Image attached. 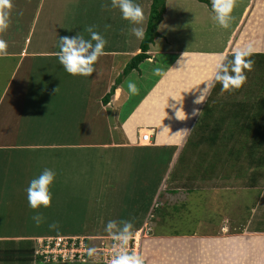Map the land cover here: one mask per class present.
Masks as SVG:
<instances>
[{"label": "crops", "instance_id": "1", "mask_svg": "<svg viewBox=\"0 0 264 264\" xmlns=\"http://www.w3.org/2000/svg\"><path fill=\"white\" fill-rule=\"evenodd\" d=\"M209 1L166 0L163 19L158 26L160 36L150 46L149 58L125 74L124 70L132 58L141 53L142 39L129 34V21L121 17L118 8L111 7V0H13L8 28L0 33V38L8 45V55L0 58V88L4 87L0 95V133L8 124V129L17 135H6L5 140H0V156L7 157L11 149L24 150V156L18 157L16 162L9 160L16 166L15 181L28 183L43 169L49 168L60 181L69 185L71 177L78 181V177L90 172L73 163L72 158L76 155L88 157L83 162L84 166H89L88 162L93 158L97 169L101 170V161H104L112 172L121 173L127 167L131 168V162L122 159L117 152L123 149H139L149 153L147 157L162 159L166 166L161 168L163 174L154 176L157 170L154 169L151 176L154 181L166 180L201 114H194L193 110L202 111L207 102L212 104L226 99L221 87L214 95L211 94L217 82L212 79V72L219 54L229 59L233 49L246 47H251L252 53H264V0H233L232 19L227 28L216 24ZM135 2L147 17L146 31L152 0ZM89 26H94L93 30L106 39L105 54L95 62L93 74L73 76L64 71L55 55L58 38L79 32L88 38L86 29ZM183 53V60L178 63ZM39 66L45 69V75L36 68ZM34 68L44 75L40 80L44 81V87L36 84L37 87H31L33 92L23 94V82L31 80ZM143 68L145 73L141 72ZM155 69H160V72H155ZM135 73L139 78L129 80ZM128 81L137 85L136 94L128 91ZM204 84L210 85L205 92V101L194 104L198 89ZM111 92L110 99L105 102L106 95ZM182 93L186 114L184 119H179L175 109L168 107V102L175 103L172 97H179ZM215 109L209 113L212 115L211 123L221 117ZM220 121L224 122L221 118ZM145 130L151 134L147 143L141 141ZM113 132L118 135L117 140ZM22 133H36L43 136V140L27 143L21 140ZM103 133L108 134L109 139L100 138ZM69 137L73 142L67 141ZM60 138H66L65 142ZM72 151L75 153L73 156ZM85 181L98 182L102 178L90 176ZM149 189L151 186H143L138 193L128 192L133 200L129 205H137L146 197L154 201L161 193L160 188L157 192H149ZM145 190L148 194L144 196ZM27 208V214L16 220L21 233H0V242H4L0 244V251L7 246H16L17 242L64 235L40 232L38 236L27 233V230L68 228L74 222L69 211L60 219L64 224L57 223L56 228H50L51 220L43 217L42 221L46 219L48 224L37 225L28 217L30 208ZM150 210L156 212L153 206L144 211L148 213ZM225 227L230 230L223 224L221 233L228 234ZM207 233L156 232L143 247L146 264H223V255L235 248L227 245H234L240 241L239 237ZM252 234L260 237L264 233ZM258 236L251 237L253 241L247 243L249 246L244 253L250 255L254 264V260L264 257V236ZM17 253H9L10 256L0 264H22L17 258L14 261L11 258H15ZM244 255L241 264H245ZM28 264L38 263L30 260Z\"/></svg>", "mask_w": 264, "mask_h": 264}, {"label": "rangeland", "instance_id": "2", "mask_svg": "<svg viewBox=\"0 0 264 264\" xmlns=\"http://www.w3.org/2000/svg\"><path fill=\"white\" fill-rule=\"evenodd\" d=\"M36 68L45 75V69H40L41 66ZM145 71L146 70L143 68L141 72L145 73ZM31 74V80L29 82L28 80L23 82V94H25V92H33L31 87H37L36 84H38L39 87H44V81H40L44 79V75L36 71L35 68L32 70ZM136 78H139L138 73L132 75L129 80H135ZM3 88L4 87L0 88V95L2 93L1 89ZM23 105L25 106V104ZM4 127L5 129L2 130L3 133H0L1 141L5 140L6 135H17L11 132L12 130L8 129V124H5ZM143 132H147V130ZM103 134L100 138L109 139L108 134ZM113 136L114 138L116 137V140L118 139V135H115L114 132ZM41 137L43 136L36 133L33 135L28 133L21 134V140L27 143L41 142L43 140ZM40 138L41 140H39ZM45 139L47 140V138ZM59 140L65 142L66 138H60ZM67 141L73 142L70 137ZM190 149L192 151H187L186 154L190 162L191 159H193L192 162L194 161L193 164L195 165L201 156L198 150L203 151L205 148L196 149V146L190 143ZM136 150L123 149L117 151L118 154L122 155V159L131 162V168L127 167V169L123 172L121 171V173L112 172L110 166L104 161H101V170L97 169V162L95 163L94 160H92L93 158L88 162L89 166H84L83 162L87 160L88 157L82 158L76 155L75 158H72L73 163H78L80 169L85 170L86 168V170H90V172L88 173L87 171V175L78 177L79 182L77 179L73 180L71 177L69 185L64 184L62 180L60 181V179L55 176V182L51 187L52 201L50 206H41L39 209H32L29 207L30 211L28 217L30 218L38 213L41 217L51 220L50 223L64 224L63 220L60 219L69 211L72 215L74 208L77 206V216L74 215L73 219L71 217L74 222L69 224L68 228L63 231L62 234L64 235L62 236H66L65 234H67V236L73 238L85 237L89 240V245L96 248L94 254L91 256L92 260L88 263H85L89 260L87 257L84 262L78 261L72 263L69 261L53 262L52 264H102L99 263V259H101V256L105 255L101 251V243L103 240H108L110 238L109 234L104 230L105 225L109 220H115L117 222L122 220V211L134 212L135 215L137 214L138 220H136L134 224L137 225V227L144 225L143 227L145 228L144 223L146 220L148 221L146 230L142 235L140 230L138 232L133 231L134 229L132 230L134 233L133 236L140 237L139 255L141 256H143V247H145V243L150 240V238H154L152 235H156L155 233L161 232V230L166 233L171 232L179 234H192L194 232L204 234L211 232L216 236L225 235L235 236L234 238L239 237L240 241L235 242L234 245H227V247H235L231 248V252H226L225 249L221 250L226 252L223 255V258H225L223 264H241V259L244 253H246L247 246H249L247 243L253 241L251 237L258 236L252 233H264V189L248 190L242 188H221L197 190L194 192L180 190L177 193H172L167 190V181L174 165L168 173L166 172V180L162 182L161 179L154 181L153 175L151 176V174H153L154 169H157L156 172L154 171V176H156V174L162 175L163 172H161V168H166L164 161L162 159H155L154 157H147L149 153H144L142 150L138 151L139 149ZM10 152L11 153H9L7 157L0 156V233L13 235L21 233V229L17 226L19 225V223L16 222L17 218L27 214L28 201L26 186L28 183L23 182V180L16 182L14 176L16 175V166L13 162H16L15 160L18 157L24 156V150L11 149ZM1 153L0 151V155ZM71 155L73 156L75 153L72 151ZM214 158L216 157H213V159ZM10 159L13 162L9 161ZM216 166H219L218 162H216ZM222 166H220L216 175V178L220 179H217L219 181L226 180V174L230 172L228 167H224L223 169ZM129 171L132 172H130L131 175L128 173ZM90 176L95 177V179L101 177L102 181H85ZM145 178L149 180H145ZM143 186H151L149 192H157L160 188L161 193L156 196L157 198L154 201L146 197L139 204L130 206L129 203H133V200L131 199V195H127V193H131V191L138 193ZM146 194H148V191L145 190L143 195L145 196ZM151 206H153L156 212L150 210L147 213L144 211ZM151 214L153 215L152 217H150ZM93 216H97L100 221H94ZM80 217H87V219L83 218L79 220ZM46 219L40 224H48V220ZM167 219H169L170 222ZM89 220L91 221L89 222ZM223 224H226L230 228L229 230L225 227L228 234L221 233V226ZM40 230H42V228L27 230V233L32 232L40 236ZM44 233L49 234L51 232L45 230ZM54 233L55 232H52L51 234L56 235ZM147 233L150 234L144 235ZM207 235L209 234L207 233ZM263 236L264 234H261L260 237ZM241 243H246V245H241ZM107 258L109 262L112 257L107 255ZM143 258L144 264H146L147 261L145 260V256ZM263 258L264 257H259L254 261L256 264H264ZM244 262L245 264H254L249 254L244 255ZM36 263L44 264L43 262L37 261Z\"/></svg>", "mask_w": 264, "mask_h": 264}, {"label": "trees", "instance_id": "3", "mask_svg": "<svg viewBox=\"0 0 264 264\" xmlns=\"http://www.w3.org/2000/svg\"><path fill=\"white\" fill-rule=\"evenodd\" d=\"M200 1L210 2L209 0ZM165 4L166 0H152L147 29L140 43L141 53L132 58L124 70L125 74L136 69L140 63L149 58L150 46L160 36L158 26L163 19ZM247 59H252L254 63L250 71L244 70L246 82L238 89L223 90L226 99L205 104L168 178L169 192L177 193L180 190L194 192L221 188L264 189V53H252ZM220 87L217 81L211 94L218 92ZM111 95L112 92L106 95L105 102H108ZM214 108L221 113L219 121L221 118L224 122L212 121L211 123L212 115L209 113ZM190 143L194 144L196 149L205 148L203 151L198 150L201 156L195 165L194 161L192 162L193 159L190 162L186 154L187 151H192ZM213 157L216 158L213 159ZM216 162L219 163L218 167ZM220 166L223 169L224 167L230 169V172L226 174V180L223 181L216 178ZM76 209L77 206L74 208L72 219L74 215L77 216ZM68 214L71 215L70 212ZM93 217L94 221H100L97 216ZM83 218L87 219V217H80L79 220ZM121 218L131 221L133 231L140 228L134 225L138 220L134 212L122 211ZM65 229L47 228L40 232L44 233L46 230L59 234ZM51 233L49 234L52 235ZM3 243L0 242V244ZM17 243L14 247L7 246L0 251V262L7 259L10 256L9 253L15 252L18 253L15 258L11 256L13 261L16 258L22 264L30 263V260L33 263L38 261L35 255V240Z\"/></svg>", "mask_w": 264, "mask_h": 264}, {"label": "clouds", "instance_id": "4", "mask_svg": "<svg viewBox=\"0 0 264 264\" xmlns=\"http://www.w3.org/2000/svg\"><path fill=\"white\" fill-rule=\"evenodd\" d=\"M233 6V0H211V7L215 14L213 19L216 24L222 28L229 26V21L232 19L231 13ZM12 7L13 0H0V33H3L8 28V14ZM111 7L118 8L121 17L129 21L131 25L128 30L130 35L138 40L144 38V24L146 23L147 17L142 7L135 0H111ZM93 27L89 26L86 29L89 33L88 38L81 32L73 36H60L58 38V50L55 55L59 63L63 66L64 71L73 76L87 77L93 74L95 71V62L105 54L107 41L100 33L94 31ZM7 47V42L3 38H0V58L8 55ZM252 51L251 47L233 49L230 60L224 54H219L215 61L212 79L220 83L222 90L231 91L238 89L246 82L247 77L244 70L247 69L250 71L254 63L252 59H247L252 55ZM184 55L185 53L182 54L178 63H181ZM154 71L160 72V69H155ZM208 87L210 85L204 84L203 87L198 89L199 95L195 96L193 100L194 104H201L205 101V92ZM127 88L131 94H136L138 91L137 85L131 81L127 82ZM183 93L179 97H172L175 103L169 104L168 102V107L175 109V115L179 119H184L186 114L183 110ZM193 112L194 114L201 113L199 109H194ZM55 176L56 173L52 169L45 168L39 175L33 177L28 182L26 193L30 208L39 209L41 206H50L52 201L51 187L55 182ZM42 219L38 213L32 216V220L37 225L41 223ZM143 226H140L135 232L141 231L144 228ZM49 227L56 228L57 225L56 223H51ZM132 228L133 225L128 220L122 219L119 222L115 220L107 221L104 229L105 232L109 234V237H113L115 241H119V244L113 245L114 254L108 264H144L143 256L136 254L134 251H128V241L134 235ZM109 239L105 241L109 242ZM94 252L95 249H88L89 256H92Z\"/></svg>", "mask_w": 264, "mask_h": 264}, {"label": "built area", "instance_id": "5", "mask_svg": "<svg viewBox=\"0 0 264 264\" xmlns=\"http://www.w3.org/2000/svg\"><path fill=\"white\" fill-rule=\"evenodd\" d=\"M151 140V134L149 131L145 132L141 136V141L147 143ZM153 215L151 214L150 217ZM149 217V218H150ZM148 218V219H149ZM147 221V220H146ZM148 221L145 222V228L141 230V235L145 232L147 227ZM148 232V231H147ZM150 233L144 234L148 235ZM140 237L133 236L128 241V251L135 252L139 255V244H140ZM87 238H73L71 236H44L36 238V248H35V255L39 262L43 263H53V262H84L85 258H89V260L85 263H88L92 260L91 256L88 255V249L94 248L92 245H89L87 242ZM110 243H107L105 240L101 243V251L105 256H101L99 259V263L108 264V256H113L114 244H119V241H115L113 237L109 239Z\"/></svg>", "mask_w": 264, "mask_h": 264}]
</instances>
